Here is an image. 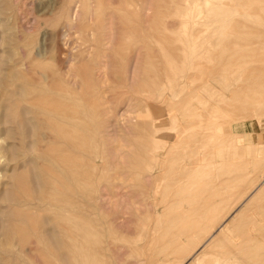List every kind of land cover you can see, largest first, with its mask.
<instances>
[{
	"label": "rangeland",
	"instance_id": "374dc122",
	"mask_svg": "<svg viewBox=\"0 0 264 264\" xmlns=\"http://www.w3.org/2000/svg\"><path fill=\"white\" fill-rule=\"evenodd\" d=\"M189 1L0 0V264H264V0Z\"/></svg>",
	"mask_w": 264,
	"mask_h": 264
},
{
	"label": "bare ground",
	"instance_id": "6f19581e",
	"mask_svg": "<svg viewBox=\"0 0 264 264\" xmlns=\"http://www.w3.org/2000/svg\"><path fill=\"white\" fill-rule=\"evenodd\" d=\"M115 1H116V0H115ZM125 1H126V0H125ZM127 1H128V0H127ZM133 1H134V0H133ZM191 1H192V0H191ZM191 1H189V2H191ZM223 1H224V0H223ZM160 2H161V1H160ZM162 2H163V4H164V3H168V0H162ZM204 2H205V1H204ZM209 2H210V0H209ZM218 2H219V1H218ZM237 2H238V1H237ZM123 3H124V1H123ZM169 3H170V2H169ZM187 3H188V2H187ZM197 3H198V2H197ZM197 3H196V4H197ZM232 3H233V2H232ZM129 4H131V2H130ZM149 4H150V3H149ZM192 4H194V3H192ZM210 4H211V3H210ZM221 4H224V2H223V3L221 2ZM123 5H124V4H123ZM127 5H128V3H127ZM164 5H165V4H164ZM164 5H163V6H164ZM190 5H191V4H190ZM208 5H209V4H208ZM213 5H214V4H213ZM227 5H228V4H227ZM224 6H225V5H224ZM232 6H233V5H232ZM126 7H127V6H126ZM168 7H169V6L166 5V8H168ZM193 7H194V5H193ZM206 7H207V5H206ZM222 7H223V6H222ZM233 7H234V6H233ZM143 8H144V7H143ZM143 8H141L140 4H138V3H137V4H134V6H133V8H132V11H131L132 13H130V14H132V16L140 17L141 14H142V12H144V11L147 12V11H148V10H146V8H144L145 10H144ZM164 8H165V6H164ZM190 8H191V7H189V10L191 11ZM194 8H197L196 5H195ZM194 8H193V9H194ZM219 8H220V7H219ZM223 8H224V10H227V9H228V8L225 9V7H223ZM169 9H170V8H168V10H169ZM215 9L218 10L217 7H216ZM221 9H222V8H221ZM221 9H219L218 11H220ZM187 10H188V9H186V12H187ZM211 10H212V9H211ZM213 10H214V9H213ZM222 10H223V9H222ZM228 10H229V9H228ZM237 10H238V8H237ZM165 11H166V10H165ZM192 11H194V10H192ZM214 12H215V11H214ZM216 13H218V12H216ZM160 14H161V13H160ZM186 14H187V13H186ZM188 14H189V13H188ZM184 15H185V13H184ZM221 15L223 16V13H222ZM221 15H220V13H218V16H217V17H219V16H221ZM224 15H225V13H224ZM109 16H110V15H109ZM214 16H215V15H214ZM214 16H213V17H214ZM183 17H184V16H183ZM183 17H182V18H183ZM192 17H193V16H192ZM223 17H224V16H223ZM223 17H222V19H224ZM227 17H228V16H227ZM132 18H133V17H132ZM184 18L186 19V17H184ZM187 18H189V15H188ZM133 19H134V18H133ZM189 19H190V18H189ZM125 20H126V19H125ZM183 20H184V19H183ZM130 21H131V20H130ZM145 21H146V20H145ZM186 21H187V20H186ZM191 21L193 22V20H191ZM191 21H189V22H191ZM184 22H185V21H183V23H184ZM189 22H187V23H189ZM185 23H186V22H185ZM193 23H194V22H193ZM193 23H190V24H193ZM194 24H196V22H195ZM166 25H167V24H166ZM181 25H182V24H181ZM181 25H180V26H181ZM191 26H192V25H191ZM195 26H197V25H195ZM166 27H167V26H166ZM181 27H182V26H181ZM183 28L185 29V27H183ZM186 28H187V27H186ZM206 28H207V26H206ZM127 31H128V33L130 34L132 31H135V30H133V29H132V30L127 29ZM160 31H161V30H160ZM137 32H138V31H137ZM124 33H125V32H124ZM134 33H135V32H133V34H134ZM175 48H176V47H175ZM66 79H67V78H66ZM171 103H172V102H171ZM63 106H64V105H63ZM66 108H67V107H66ZM66 108H65V109H66ZM64 113H66V111H65ZM67 113H68V112H67ZM57 124H58V123H57ZM61 126L63 127V125H61ZM54 128H55V127H54ZM62 130H63V129H62ZM62 130H61V131H62ZM55 131H57V130H55ZM59 131H60V130H59ZM59 131H58V132H59ZM61 131H60V135H61ZM62 132H64V131H62ZM61 137H62V135H61ZM55 139H56V138H55ZM221 141H222V140H221ZM69 142H70V141H69ZM229 142H230V141H229ZM218 147H219V146H218ZM230 147H231V146H230ZM234 148H235V147H234ZM221 150H222V149H221ZM228 151H229V150H228ZM221 152H222V151L218 150V151L212 153V156L214 157V159H212V161H211L212 163H217V164H218L219 162H223V161L226 160V159H225V160H222V161H221V159H219L224 151H223L222 153H221ZM223 155H224V154H223ZM153 158H155V157L153 156ZM156 158H157V156H156ZM227 159H228V158H227ZM199 160H200V159H199ZM203 160H204V159H201L200 161L202 162ZM230 160H231V159L229 158L228 161H230ZM201 162H200V163H201ZM205 162H206V161H205ZM198 163H199V162H198ZM198 163H197V164H198ZM202 164H203V162H202ZM64 167H65V166H64ZM211 169H213V168H211ZM210 172H211V171H210ZM194 181H195V180H194ZM237 182H238V181H237ZM210 183H211V182H210ZM263 184H264V182H263ZM263 184H262V185H263ZM262 185H261V187H262ZM210 186H211V185H210ZM263 186H264V185H263ZM211 187H212V186H211ZM230 187H231V186H230ZM232 187H233V186H232ZM232 187H231V188H232ZM204 188H205V187H204ZM211 189H212V188H211ZM228 189H229V188H228ZM235 189H236V188H235ZM235 189H233V191H234ZM261 189H262V188H261ZM207 190H208V189H207ZM212 190H213V189H212ZM215 192H216V191H215ZM236 192H237V191H236ZM261 192H262V191H261ZM233 194H234V193H232V194L229 196V198L232 197ZM213 195H214V198H212L211 200H210V199H206V198H204V199H206V200H203L201 203L198 202V203H200V204H205L204 206H206L207 209H206L205 217L203 216L204 214L202 213L203 215H200V214H199L200 216H198L197 218L199 219V218L203 217L202 220L205 219L204 222L207 221V224L209 223L208 221H209V219L211 218V215H214V211H215V212L218 211V210H214V207H215V206L217 207V205H218V206H222L221 203H222L223 200H220V201H219V200H216L217 198L221 199L220 197H222V195L220 196L219 194H218V195H217V194H212V196H213ZM255 197H256V196H255ZM255 197H254V198H255ZM227 198H228V197H227ZM251 198H252V197H251ZM251 198H250V196H249V199H251ZM246 200H248V199H246ZM225 201H226V200H225ZM225 201H224L223 203H225ZM210 203H212V204L210 205ZM221 208H222V207H221ZM254 212H255V211H254ZM217 213H218V212H217ZM217 213H215V214H217ZM219 213H220V212H219ZM217 215H218V214H217ZM217 215H216V216H217ZM253 217L255 218V216H253ZM184 218H185V217H184ZM197 218H196V219H197ZM260 218H262V217H260ZM229 220H230V219H229ZM231 220H232V219H231ZM261 220H262V219H261ZM187 221H188V220H187ZM234 221H235V220H232V223H233ZM236 222H237V221H236ZM183 223H184V222H183ZM201 223H202V222H201ZM210 223H212V222H210ZM230 223H231V221H230ZM230 223H229L228 221L225 222V224H223V226H222L220 229H218V230L225 231V233L228 231V234H229L230 230L233 229L232 226L230 225V227H231L232 229L230 228V230H229V227H228L229 225H228V224H230ZM260 223H261V222H260ZM260 223H259V224H260ZM205 224H206V223H205ZM233 224H234V223H233ZM208 225H209V224H208ZM182 226H183V225H182ZM190 226H192V225H190ZM198 226H199V225H198ZM211 226H212V224H211ZM187 227H189V226H187ZM204 227H205V226H204ZM208 227H209V226H208ZM249 227H250V225H249ZM252 227H254V226H252ZM257 227H258V226H257ZM177 228H178V227H177ZM250 228H251V227H250ZM193 229H194V228H193ZM196 229H197V228H196ZM198 229H199V228H198ZM198 229H197V231H198ZM200 229L202 230V228H200ZM247 229H248V228H247ZM176 230H177V229H176ZM188 230H189V229H188ZM194 230H195V229H194ZM233 230H234V229H233ZM252 230H253V228H252ZM256 230H258V229H256ZM256 230H255V228H254V231H255V232H256ZM197 231H196V232H197ZM249 231L252 232L251 229H249ZM258 231H259V230H258ZM258 231H257V233H258ZM191 232H192V231H191ZM198 232H199V231H198ZM206 232H207V231H206ZM246 232H247V231H246ZM250 232H249V235L251 236L252 233H250ZM255 232H254V234H255ZM215 233H216V232H215ZM247 233H248V232H247ZM173 234L175 235L176 233L174 232ZM178 234H179V233H178ZM178 234H177V236L175 235V237H173L174 240H175V243L178 242L179 240H181V242H182V240H184V238H185V237H183V235H185L184 233H183V234H180V235H178ZM203 234H204V233H203ZM208 234H209V233H208ZM228 234H226V237H229V236H230V235H228ZM235 234H236V233H235ZM187 235H188V234H186V236H187ZM190 235H191V234H190ZM211 235H212V234H211ZM216 235H217V234H216ZM227 235H228V236H227ZM201 236H202V235H201ZM218 236H219V235H218ZM218 236H216V237H218ZM222 236H223V234H222ZM237 236H238V235H237ZM237 236H235V237H237ZM254 236H255V235H254ZM214 237H215L214 235L211 236L212 239H213ZM220 237H221V236H220ZM220 237H219V238H220ZM231 237H232V235H231ZM258 237H260V236H258ZM219 238H218V242L221 241V240H219ZM232 238H233V237H232ZM237 238H239V237H237ZM250 238H252V237H250ZM164 239H165V238H164ZM215 239H216V238H215ZM215 239H213V240H215ZM222 239H223V238H222ZM229 239H230V240H229V242H230V241H231V238H229ZM235 239H236V238H235ZM208 240H209V239H208ZM225 240H226V239H225ZM238 240H239V239H238ZM259 240H260V239H259ZM186 241H189V240H186ZM186 241H185V242H186ZM198 241H199V240H198ZM200 241H202V240H200ZM216 241H217V240H216ZM222 241H223V240H222ZM179 242H180V241H179ZM190 242H191V241H190ZM190 242H189V243H190ZM224 242H225V241H224ZM224 242H223V244H224ZM229 242H227V243H229ZM231 242H232V241H231ZM234 242H235V241H234ZM187 243H188V242H187ZM208 243H210V241H208ZM213 243H214V242H213ZM261 243H263V242L261 241ZM179 244H180V243H179ZM205 244H206V243H205ZM201 245H202V244H201ZM201 245H200V246H201ZM186 246H187V244H186ZM171 247H172V246H171ZM177 247H178L180 250H182V251H180V252H183V249H184V248H181V247H183V246L179 247V246L177 245ZM189 247H190V246H189ZM196 247H199V246L196 245ZM203 247H205V245H203ZM203 247H200L198 250L200 251ZM209 247H210V246H208L207 248H209ZM195 249H196V248H193L192 251H195ZM203 249H204V248H203ZM203 249H202V250H203ZM210 249H211V248H210ZM210 249H209V250H210ZM213 250H215V249H213ZM176 251H177V250H176ZM159 253H160V252H159ZM162 253H163L164 255H166L167 253L169 254V253H170L169 248H168V249H163V250H162ZM176 254H177V253H176ZM191 254H192V253H191ZM193 254H194V253H193ZM199 255H201V254H199ZM190 257H192V256H190ZM197 257H198V256H197ZM197 257H196V258H197ZM193 259H194V258H193ZM158 260H159V259H158ZM160 260H161V259H160ZM180 260H181V259H179V261H180ZM184 260H185V259H184ZM195 260H197V259H195ZM158 262H159V261H158ZM163 262H164V261H163ZM160 263H162V262H160ZM197 264H198V263H197Z\"/></svg>",
	"mask_w": 264,
	"mask_h": 264
}]
</instances>
